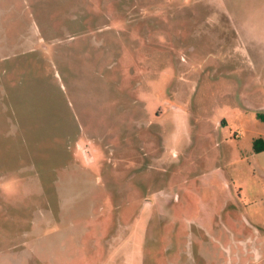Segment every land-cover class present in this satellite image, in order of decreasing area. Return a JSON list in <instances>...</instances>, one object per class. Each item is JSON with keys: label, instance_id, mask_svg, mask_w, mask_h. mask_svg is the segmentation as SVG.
<instances>
[{"label": "rangeland", "instance_id": "obj_1", "mask_svg": "<svg viewBox=\"0 0 264 264\" xmlns=\"http://www.w3.org/2000/svg\"><path fill=\"white\" fill-rule=\"evenodd\" d=\"M264 0H0V264H264Z\"/></svg>", "mask_w": 264, "mask_h": 264}, {"label": "trees", "instance_id": "obj_2", "mask_svg": "<svg viewBox=\"0 0 264 264\" xmlns=\"http://www.w3.org/2000/svg\"><path fill=\"white\" fill-rule=\"evenodd\" d=\"M257 118L264 122V115L257 114ZM253 150L255 153L264 151V140L262 138H256L253 140Z\"/></svg>", "mask_w": 264, "mask_h": 264}]
</instances>
